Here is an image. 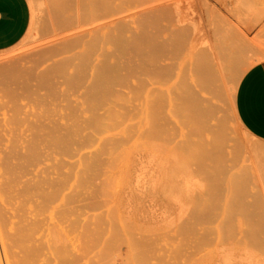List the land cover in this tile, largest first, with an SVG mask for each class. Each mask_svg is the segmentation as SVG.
Returning a JSON list of instances; mask_svg holds the SVG:
<instances>
[{
  "label": "rangeland",
  "instance_id": "rangeland-1",
  "mask_svg": "<svg viewBox=\"0 0 264 264\" xmlns=\"http://www.w3.org/2000/svg\"><path fill=\"white\" fill-rule=\"evenodd\" d=\"M84 1L28 0L27 34L0 51L1 264H264V149L254 155L264 141L234 108L242 76L264 61V0ZM200 56L213 69L211 95Z\"/></svg>",
  "mask_w": 264,
  "mask_h": 264
},
{
  "label": "crops",
  "instance_id": "crops-1",
  "mask_svg": "<svg viewBox=\"0 0 264 264\" xmlns=\"http://www.w3.org/2000/svg\"><path fill=\"white\" fill-rule=\"evenodd\" d=\"M30 23L28 0H0V51L17 45L27 34ZM234 108L241 125L264 141V61L251 66L242 76Z\"/></svg>",
  "mask_w": 264,
  "mask_h": 264
},
{
  "label": "bare ground",
  "instance_id": "bare-ground-1",
  "mask_svg": "<svg viewBox=\"0 0 264 264\" xmlns=\"http://www.w3.org/2000/svg\"><path fill=\"white\" fill-rule=\"evenodd\" d=\"M71 1L73 2L74 0H71ZM76 1L80 4V6H85V1H84V0H83V1H81V0H80V1H79V0H76ZM90 1H91V0H90ZM92 1L95 2L94 0H92ZM99 1H101V0H99ZM80 2H81V3H80ZM83 2H84V3H83ZM87 2H89V0H87L86 3H87ZM188 2H189V1H188ZM188 2H187V3H188ZM75 3H76V2H75ZM95 3H96V2H95ZM95 3H92V2H91V5H92V4L94 5ZM107 3H109V0H108V2H107V1L105 2V1H104V4H107ZM189 3L191 4V2H189ZM79 4H78V6H79ZM81 4H82V5H81ZM190 4H189V7H192ZM98 5H100V3H99ZM80 6H79V7H80ZM87 6H88V5H87ZM94 6H95V5H94ZM93 8H94V9L96 8L95 10H97V6H95V7H93ZM98 9H99V6H98ZM106 9H107V8H106ZM189 9H191V8H189ZM208 9H209V8H208ZM104 10H105V9H104ZM107 10H109V9H107ZM100 11H101V10H100ZM188 11H189V10H188ZM192 11H193V7H192ZM80 12H81V11H80ZM82 12H84L85 14L89 13L87 10L85 11L84 9H82ZM92 12H93V11H92ZM186 12H187V11H186ZM189 12H190V11H189ZM205 12H206V10H205ZM107 13H108V12H107ZM193 13H194L193 16H195V12H193ZM82 14H83V13H82ZM102 14H103V12H102ZM144 14H146V13H144ZM142 15H143V14H142ZM148 15H149V14H148ZM77 16H78V15H77ZM143 16H144V15H143ZM81 17H82V16H81ZM87 17L89 18V15H88ZM102 17H103V16H102ZM208 17H209V16H208ZM93 18H94V17H93ZM96 18H98V17H96ZM152 18H153V17H152ZM154 18H155V17H154ZM154 18H153V19H154ZM195 18H196V16H195ZM195 18L193 17V19H195ZM199 18H200V17H199ZM74 19H75V18H74ZM82 19L84 20V18H82ZM82 19H81V20H82ZM143 19H144V18H143ZM145 19H146V17H145ZM190 19H192V17H191ZM207 19L209 20V18H207ZM224 19H225V18H224ZM75 20H76V19H75ZM146 20H148V19H146ZM195 20H196V19H195ZM199 20H200V19H199ZM202 20H203V19H202ZM141 21H142V19H141ZM143 21H144V22H143ZM143 21H142V22L145 23V20H143ZM75 22H76V21H75ZM81 22H82V21H81ZM92 22H94V20H93ZM97 22H98V21H97ZM155 22H156V20H155ZM84 23H85V21H84ZM84 23H83V24H84ZM146 23H147V24L149 23V24L151 25L150 22H146ZM195 23H196V22H195ZM201 23H203V22H201ZM156 24H157V22H156ZM86 25H87V24H86ZM144 25H145V24H144ZM157 25H160V23H158ZM74 26H75V25H74ZM78 27L81 28V26H78ZM86 27H87V26H85V28L82 27L81 29H83V31L85 32V34H86V33H90V32H88V30H86ZM92 27H93V25H92ZM146 27H147V25H146ZM100 28H101V27H100ZM75 29H76V31H77V30H80V29H78L77 27H76ZM88 29H89V28H88ZM96 29H97V28H94V31H95ZM119 29H120V28H119ZM121 29H123V28H121ZM92 30H93V29H92ZM157 30H158V29H157ZM83 31H82V32H83ZM94 31H93V32H94ZM97 31H98V30H96L95 32H97ZM120 31H121V30H120ZM124 31H125V33H126V29H124ZM124 31H123V32H124ZM143 31H144V30H143ZM84 32H83V35H84ZM146 32H148V30L145 31V33H146ZM77 33H78V32H76V33L74 32L75 35H76ZM79 33H80L79 36H83V35L81 34V32H79ZM79 33H78V34H79ZM117 33H119V31H118ZM142 33H143V32H142ZM156 33H157V32H156ZM109 34H110V33H109ZM109 34L106 35V36H107V37H106V40H107V38L109 37ZM111 34H112V32H111ZM119 34H120V33H119ZM140 34H141V33H140ZM153 34H155V33H152V36H153ZM97 35H99V33H98ZM123 35H124V34H123ZM143 35H144V33H143ZM145 35H147V34H145ZM155 35H156V34H155ZM157 35L159 36V34H157ZM157 35H156V38H157ZM79 36H77L78 39H79ZM84 36H85V35H84ZM84 36H83V37H84ZM94 36H95V35H94ZM110 36H111V35H110ZM112 36H113V35H112ZM112 36H111V37H112ZM119 36H120V35H119ZM125 36H126V35H125ZM132 36H133V35H132ZM139 36H140V35H139ZM141 36H142V35H141ZM149 36H150V35H149ZM86 37H87V36H86ZM98 37L101 38L100 36H96V39H97ZM120 37H121V36H120ZM122 37H124V36H122ZM122 37H121V38H122ZM153 37H154V36H153ZM117 38H118V37H117ZM117 38H115V41H117V40H116ZM128 38H129V39H128ZM128 38L126 37L125 39H124V38H122V39H124V40L127 39V42H128V41L130 40V37H128ZM134 38H135V37H134ZM134 38H133V40H132V38H131V40H130V44L133 43L134 41H139L138 38H137L138 40H137L136 38H135L136 40H134ZM140 38H143V37H140ZM144 38H145V37H144ZM149 38H150V37H149ZM74 39H76V38H74ZM83 39H84V38H83ZM119 39H120V38H119ZM151 39H152V38H151ZM70 40H71V39H70ZM79 40H80V39H79ZM81 40H82V39H81ZM92 40H93V38L91 39V43H92ZM109 40H110V38H109ZM109 40H107V42H106L105 44H104V42H103L104 46L107 45V43H108ZM145 40H146V39H145ZM153 40H154V39H153ZM82 41H83V40H82ZM94 41H95V40H94ZM94 41H93V42H94ZM97 41H98V40H97ZM99 41L101 42V40H99ZM99 41H98V43H99ZM110 41H111V40H110ZM120 41H123V40H120ZM120 41H119V40L117 41L118 44H119ZM140 41H144V40H140ZM146 41H148V40H146ZM155 41H156V40H155ZM68 42H69V41H68ZM76 42H78V41H76ZM76 42H75V44H76ZM124 42H125V41H124ZM144 42H145V41H144ZM149 42H150L151 45H153V43H154L153 46L157 45L156 42H151V40H149L148 43H149ZM164 42H165V41H164ZM166 42H168L167 39H166ZM213 42H214V40H213ZM86 43H87V42H86ZM86 43H85V45H87ZM96 43H97V42H96ZM110 43H113V41H111ZM125 43H126V42H125ZM136 43H137V42H135V43H133V44H136ZM139 43H140V44H139ZM139 43H137V44H138V45H141V42H139ZM148 43H147V45H148ZM160 43H161V42H159V44H160ZM73 44H74V42H73ZM93 44L95 45V43H93ZM118 44H117V45H118ZM122 44H123V47H124V46H125L124 43H122ZM122 44H121V45H122ZM128 44H129V43H128ZM128 44L126 43V46H128ZM133 44H131V45H133ZM159 44L157 45L158 48H155V47H154V49H159V47L162 48V44H163V43H161L160 45H159ZM167 44H168V43H167ZM89 45H90V46H88V47H90V48L87 47V50H90V49L92 48V46H94V45H91V44H89ZM143 45H144V44H143ZM151 45H150V47H153V46H151ZM164 45H165V44H164ZM164 45H163V46H164ZM70 46H71V45H70ZM77 46H78V45H76V47H77ZM79 46H80V45H79ZM81 46H82V45H81ZM81 46H80V47H81ZM65 47H66V46H65ZM71 47H72V46H71ZM71 47H69V45H68V48H71ZM94 47L96 48V51L98 52L99 48L97 49L96 46H94ZM121 47H122V46H121ZM147 47H149V46H147ZM214 47H215V46H214ZM68 48L66 47V50H65V51H67ZM95 48H92V51H90V54H91V52H93V51L95 50ZM103 48H104V47H103ZM161 48H160V49H161ZM171 48H172V47H171ZM215 48H216V47H215ZM122 49H123V48H122ZM160 49H159V50H160ZM172 49H173V48H172ZM217 49H218V48H217ZM74 50H75V46H74ZM127 50H128V49H126V51H125V49H124V51H125L126 53H127ZM99 51H100V50H99ZM120 51H121V49H120ZM160 51H161V50H160ZM170 51H171V50H170ZM172 51H173V50H172ZM193 51H194V50H193ZM84 52H85V51H84ZM121 52H122V51H121ZM134 52H135V51H134ZM134 52L132 51V53H134ZM140 52H141V51H140ZM142 52H143V51H142ZM163 52H164V51L162 50L161 54H164ZM165 52H166V50H165ZM207 52H208V51H207ZM67 53H70V52H67ZM88 53H89V51L87 52V54H88ZM122 53H123V52H122ZM137 53H139V50L137 51ZM191 53H192V52H191ZM123 54H125V53H123ZM127 54H128V53H127ZM202 54H203V53H202ZM206 54H207V53H206ZM218 54H219V52H218ZM220 54H221V53H220ZM220 54H219V55H220ZM83 55H84V53H82V57H81L82 59H84V58H83ZM95 55H96V54H95ZM101 55H102V54H101ZM105 55H106V54H105ZM107 55H108V54H107ZM128 55H129V54H128ZM128 55H127V56H128ZM135 55H136V54H135ZM148 55H149V54H147V58H148V60H149L150 58H153L151 55H149L150 57H148ZM177 55H178V54H177ZM196 55H197V54H196ZM200 55H201V53H200ZM209 55L211 56L210 53H209ZM213 55H214V54H213ZM91 56H92V55H91ZM125 56H126V55H125ZM153 56H155V55H153ZM197 56H198V55H197ZM71 57H72V56L69 57L68 61H70V63H71V61H72L71 65H73V63H74V61H75L76 59H73L74 57H72V58H71ZM84 57H85V56H84ZM88 57H90V56L88 55ZM111 57H112V56L110 55V58H111ZM201 57H202V56H200V58H201ZM211 57H213V56H211ZM70 58H71V59H70ZM76 58H77V57H76ZM90 58H91V57H90ZM104 58H105V57H104ZM108 58H109V55H108ZM72 59H73L74 61H73ZM79 59H80V58L78 57L77 60H79ZM82 59H80V60H82ZM85 59H87V60L89 61L88 58H85ZM85 59H84V60H85ZM168 59H171V58H168ZM202 59H203V58H201V59H199V60H201V61H204V60H205V61L202 63L201 68L199 67V66H200L199 64H200L201 62H198L199 64H198V63H195V64L193 63V64H194L193 66H195V65L198 66V65H199L198 67L196 66L197 69H199V68L202 69V70H200V69H199V70H196L197 72L199 71L198 74H197V75H198V80H199V79H202L201 74H202V72H204V74H202V76L204 75L205 77L203 76V79H202V80L205 79V80H207V81L204 82V83L202 82V83H203V86L201 85V90H204V89H205L206 91H205V90H204V91H205V92H208L210 84L212 85V84H213V81H214V82H216V81L213 79L214 76H211V74L213 75V72H212L213 69H212V68H211V70L209 69V68H210L209 64H210L211 62L208 60L207 57H206L205 59H203V60H202ZM211 59H212V58H211ZM219 59H220V58H219ZM80 60H79V62H80ZM84 60H82V61H83V64H84V66H85V64H86L85 61H86V60H85V61H84ZM104 60H105V59H104ZM146 60H147V59H146ZM148 60H147L146 62H148ZM212 60H215V59H212ZM216 60H217V58H216ZM220 60H221V59H220ZM82 61H81L80 63H82ZM153 61H154V60H153ZM223 61H225V58H224ZM84 62H85V63H84ZM89 62H90V64H92L93 60H91V61H89ZM89 62H88V63H89ZM100 62H101V61H100ZM154 62H158V61H154ZM209 62H210V63H209ZM215 62L217 63V61H215ZM221 62H222V61H221ZM102 63H103V61H102ZM148 63H149V62H148ZM150 63H152L151 60H150ZM188 63H189V62H188ZM188 63H187V65H186L187 67H189ZM225 63H226V62H225ZM59 64H60V63H59ZM90 64H89V65H90ZM114 64H115V63H114ZM156 64H157V63H156ZM212 64H213V63H212ZM220 64H221V63H220ZM223 64H224V63H223ZM68 65H70V64H68ZM79 65H80V66H79ZM152 65H153V64H152ZM213 65H215V64H213ZM221 65H222V64H221ZM59 66H61V64H60ZM81 66H83V65H81V64H77V65H76V64H75V67H76L75 69H77V67H80V69H81V68H82ZM86 66H87V65H86ZM86 66H85V67H86ZM101 66H105V65H101ZM112 66H113V65L111 64L110 67H112ZM153 66H155V64H154ZM161 66H162V65H161ZM168 66H169V65H168ZM172 66H173V65H171V67H172ZM217 66H218V65H217ZM224 66H225V67H224V68L222 67V68L227 70V68H226L227 66H226V65H224ZM70 67H71V66H70ZM97 67H98V66H97ZM97 67H96V68H97ZM162 67L164 68V66H162ZM165 67L168 68L167 66H165ZM169 67H170V66H169ZM187 67H186V68H187ZM196 67H195V68H196ZM213 67H214V66H213ZM102 68H105V69H106L107 67H102ZM102 68H98V69H102ZM174 68H175V67H174ZM54 69H55V68H54ZM86 69H87V68H86ZM89 69H91V68H89ZM105 69H104V72H105ZM169 69H170V68H169ZM171 69H173V67H172ZM102 70H103V69H102ZM106 70H107V69H106ZM161 70H162V68H161ZM192 70H193V68H192ZM194 70H195V69H194ZM215 70H216V68H215ZM217 70H218V69H217ZM77 71H80V70H77ZM83 71H84V70H82V72H83ZM96 71H97V70L95 69V72H96ZM98 71H99V70H98ZM183 71H185V73H186L187 69L185 70V68H184ZM200 71H202V72L200 73ZM210 71H211V73H210ZM221 71H222V69H221ZM228 71H229V70H227V73H228ZM95 72H94V73H95ZM107 72H108V70H107ZM109 72H111V71H109ZM197 72H196V73H197ZM218 72H219V71H218ZM83 73H84V72H83ZM101 73H102V72H101ZM105 73H106V72H105ZM167 73H168V72H167ZM180 73H181V71H180ZM185 73H182V74H181L183 79H186V78L183 77V75H184ZM50 74H51V73H50ZM98 74H99V73H98ZM95 75H96V74H95ZM28 76H29V75H28ZM184 76H186V75H184ZM209 76H210V77H209ZM41 77H42V76H41ZM43 77H44V76H43ZM45 77H46V76H45ZM107 77H108V76H107ZM200 77H201V78H200ZM212 77H213V78H212ZM219 77H220V75H219ZM48 78H49V77H48ZM182 78L180 77L179 80H181ZM209 78H211V79H209ZM42 80H43V79H42ZM42 80H41V82H42ZM48 80H49V79H48ZM48 80H47V81H48ZM205 80H204V81H205ZM208 80H210V81H209V82H210L209 85L206 84V83H208ZM38 81H39V80H38ZM182 81H183V80H182ZM211 81H212V82H211ZM107 82H108V81H107ZM185 82H186V81H185ZM218 82H219V81H218ZM237 82H238V81H237ZM26 83H27V82H26ZM39 83H40V81H39ZM97 83H98V82H97ZM202 83H201V84H202ZM108 84H109V82H108ZM111 84H112V83H111ZM111 84H110V85H111ZM184 84H185V83H184ZM184 84H183V85H184ZM21 85H22V84H21ZM24 85H25V84H24ZM39 85H41V84H39ZM97 85H98V84H97ZM204 85H206L208 88L205 87ZM103 86H104V85H103ZM103 86H101V87H103ZM186 86H187V85H186ZM215 86H216V84H215ZM19 87H20V86H19ZM30 87H31V86H30ZM30 87H29V91L31 92ZM183 87H184V86H183ZM203 87H204V88H203ZM210 87H211V86H210ZM213 87H214V86H213ZM22 88H23V87H22ZM105 88H106V87H105ZM109 88H110V87H109ZM181 88H182V85H181ZM206 88H207L208 90H207ZM16 89H17V88H16ZM23 89H25V88H23ZM100 89H101V88H100ZM106 89H107V88H106ZM97 90H98V89H97ZM186 90H187V89H186ZM211 90H212V92H213L212 97H213V96L216 97L217 94L215 93V89L211 88ZM211 90H210V91H211ZM14 91H15V89H14ZM24 91H25V90H24ZM29 91H28V92H29ZM112 91H114V90H112ZM30 92H29V94H30ZM11 93H13V92H10V95H11ZM17 93H18V89H17ZM26 93H27V92H26ZM32 93H33V92H32ZM96 93H97V92H96ZM186 93H187V92H186ZM208 93H210V92H208ZM19 94H20V93H19ZM98 94H100V93H98ZM98 94H97V95H98ZM112 94H113V93H112ZM182 94H183V91H182ZM20 95H21V94H20ZM27 95H28V93H27ZM30 95H32V94H30ZM176 95H177V93H176ZM210 95H211V93H210ZM11 96H12V95H11ZM14 96H15V95H14ZM16 96L18 97V95H16ZM99 96H100V95H99ZM105 96H106V95H105ZM110 96H111V95H110ZM180 96H181V95H179V97H180ZM184 96L186 97V95H184ZM184 96H183V97H184ZM101 97H102V95H101ZM13 99H15V98L13 97ZM180 99H181V98H180ZM184 99H185V98H184ZM209 99H210V98H208V100H209ZM99 100H101V99H99ZM205 100L207 101V98H205ZM16 101H17V100H16ZM16 101H15V102H16ZM185 101H186V100H185ZM209 101H210V100H209ZM209 101H207L208 104L211 102V101H210V102H209ZM13 102H14V101H13ZM183 102H184V101H183ZM176 103H177V102H176ZM176 103H175V104H176ZM181 103H182V102H181ZM185 103L187 104V102H185ZM186 104H185V105H186ZM177 105H180V104H177ZM206 105H207V104H206ZM210 105H211V107H210L209 109L212 108V103H210ZM210 105H209V106H210ZM186 108H187V106H186ZM182 109H183V108H182ZM182 109H181V111H182ZM183 110H184V109H183ZM212 110H213V109H212ZM181 111H179V112L181 113ZM186 111H187V110H186ZM183 113H184V112H182L181 114L183 115ZM186 113H188V111H187ZM184 116H185V115H184ZM187 117H188V116H186V118H187ZM236 117H237V116H236ZM184 118H185V117H184ZM237 120H238V119H237ZM94 123H95V122H94ZM45 130H46V129H45ZM219 130H220V129H219ZM244 130H245V129H244ZM40 131H41V130H40ZM221 131H222V129H221ZM221 131H220L218 134H220ZM245 131H246V130H245ZM49 132H50V131H49ZM223 132H224V131H223ZM46 133H47V132H46ZM59 134H60V133H59ZM59 134H58V136H59ZM43 135H44V133H43ZM47 135H49L48 137H50V134L47 133ZM60 135H61V134H60ZM63 135L66 136V134H63ZM222 135H223V134H222ZM222 135H221V136H222ZM45 136H46V134H45ZM51 136H52V135H51ZM65 136H63V137L65 138ZM223 136H225V135H223ZM226 136H227V135H226ZM59 137H60V136H59ZM41 138H42V137H41ZM46 138H47V137H46ZM55 138H56V137H55ZM55 138L53 137V139H55ZM61 138H62V137H61ZM61 138H60L61 143H63V142H62V139H63V138H62V139H61ZM222 138H223V137H222ZM53 139H51V140L53 141ZM65 139H66V138H65ZM1 140H2V139H1ZM12 140H14V139H12ZM33 140H36V137H35V139L33 138L32 141H33ZM55 140H56V139H55ZM55 140H54V142H55ZM16 141H17V140H16ZM56 141H57V142H55V143L58 144V141H59V140H56ZM63 141L65 142L66 140L63 139ZM0 142H2V141H0ZM13 142H14V144L16 143L15 141H13ZM66 142H67V141H66ZM11 143H12V142H11ZM31 143H32V142H31ZM31 143L29 142V144H31ZM0 144H2V143H0ZM2 145H3V144H2ZM15 145H16V144H15ZM27 145H28V144H27ZM34 145H35V144H34ZM59 145H61V144H60V141H59ZM62 145H63V144H62ZM12 146H13V145H12ZM16 146L18 147V144H17ZM16 146H14V147H16ZM35 146H37V145H35ZM35 146H34V147H35ZM32 147H33V145H32ZM32 147H30V148H32ZM9 148H11V147H9ZM258 148H259V147H258ZM2 149H3V148H2ZM33 149H34V148H33ZM37 149H38V148H37ZM37 149L35 148V150H33V151H35V155H36V153H37V152H36ZM261 149L263 150L264 147L260 148L259 150H256V153H255L254 155H255V156L258 155L259 153L257 154V151H260V152H261ZM11 150H12V151H10V149H9V151H10L11 153H10V152H8V153L6 152L7 154L10 153L9 156H7V161L4 162L3 160H6V159H4V158H3V160H2V161H3V166H4V163H5V166H6V167H4L3 169H5V172L8 170L7 174H8V173H9V175L11 174V175L9 176V178L7 177L8 180H9V179H12V180H9V184H8V186H7V187H9V188H11V187H10V186H11L10 183H12V182L14 183V182H15V181H14V178L12 177V175H13L12 173H14V169L16 168V166H15V167H12V166H11L10 163H12V161H10V163H8V162H9L8 159H11V160H12V157L10 158V155L13 153V151H14L15 149H11ZM21 150H22V148L20 149V147H19V151H20V152H22ZM27 150H28V152L30 151V149L26 148V151H27ZM254 150H255V149H253V151H254ZM31 151H32V150H31ZM263 151H264V150H263ZM4 152H5V151H4ZM17 152H18V151H17ZM28 152H26V153H28ZM22 153H23V152H22ZM22 153H21V154H22ZM212 153H213V152H212ZM15 154H16V153H15ZM15 154H14V155H15ZM21 154L18 152V153H17V156L19 155L18 157H20ZM24 154H25V153H23V155H24ZM32 154H33V153H32ZM214 154H216V153L214 152V153L212 154L213 156H211V157H213V159H212L213 161L216 160V159L218 158V157H214ZM23 155H21V158H20L19 160H18L17 157L15 158V156H14L13 158H15V160H18V162H19L20 160H22V156H23ZM25 155H26V154H25ZM25 155L23 156V158H28V157H29V158H32V156H31L30 153L27 154L28 157H26ZM35 155L33 154V156H35ZM4 156H5V155H4ZM260 156H263V155L260 153V154L258 155V157H260ZM8 157H9V158H8ZM263 157H264V156H263ZM5 158H6V157H5ZM215 158H216V159H215ZM33 159H35V157H34ZM218 159L221 160V158H218ZM30 160L33 162L32 159H30ZM30 160H27V162H29ZM220 160H219V161H220ZM31 161H30L29 163L32 164ZM216 161H217V163L219 162L218 160H216ZM216 161H214V162L216 163ZM18 162L15 163V164H16L17 166H19V168H20L21 165H20V163L18 164ZM25 162H26V161H25ZM29 163L27 164L28 167H29V165H31V164H29ZM217 163H216V164H217ZM12 165H13V163H12ZM22 165L24 166L25 164L23 163ZM263 165H264V164H263ZM1 166H2V165H1ZM25 166H26V165H25ZM17 168H18V167H17ZM17 168H16V169H17ZM22 168H23V167L21 166L20 171L22 170ZM6 169H7V170H6ZM24 169H26V167H25ZM17 170H18V169H17ZM17 170H15V172H17ZM27 170H28V168H27ZM3 172H4V171H3ZM23 172H24V171H23ZM23 172L21 173L22 178L25 177V175H26V174H24ZM27 172H28V171H27ZM18 173H19V172H18ZM25 173H26V170H25ZM4 174H5V173H2V176H1V177H3ZM23 174H24V176H23ZM219 174H220V173H219ZM221 174H222V173H221ZM243 174H244V173H243ZM246 174L248 175V173H246ZM14 175H16V177L14 176L15 178L20 177V176H17L16 173H15ZM223 175H225V174H223ZM239 175H240V174H239ZM245 176H246V175H245ZM214 177H215V176H214ZM235 177H236V176H235ZM241 177H243V178H241V179H243V180L246 179V180H247V178H244V175H242ZM4 178L7 179L6 177H4ZM22 178H19V180L21 181ZM218 178H219V177H218V175H217V179H218ZM186 179H187V178H186ZM217 179H214V180H217ZM220 179H222V178H219V180H220ZM243 180H242V181H243ZM20 181L17 180V184H18ZM223 182H224V181H223ZM223 182H222V183H223ZM233 182H234V183H233ZM235 182H238V180L232 181V184H235ZM239 182H240V181H239ZM239 182H238V183H239ZM4 183L7 185V182H6V181H5V182L2 181V184H3V187H4V188L2 187V185H1L0 187L3 188L2 190L5 189V191H6V188H5L6 186H5ZM20 183H22V182H20ZM222 183H221V184H222ZM224 183H225V182H224ZM238 183L235 185L237 188L240 187V186H237ZM25 184H26V183L24 182V185H25ZM185 184H186V183H185ZM218 184H220V183L218 182ZM218 184H217V185H218ZM221 184H220V185H221ZM24 185H22L23 188L25 187ZM214 185H216V184L214 183ZM217 185H216V187L218 188ZM240 185H241V184H240ZM14 186H15V185H14ZM18 186H19V185H18ZM241 186H244V185H241ZM12 187H13V186H12ZM28 187L30 188V186H28ZM222 187H223V186H222ZM1 188H0V189H1ZM23 188L21 189V188L19 187L20 190H23ZM29 188H26V189H29ZM223 188H224V187H223ZM244 188H245V187H244ZM14 189H15V188H14ZM12 190H13V189H12ZM16 190H18V189H16ZM24 190H25V188H24ZM223 190H224V189H223ZM233 190H235V189H233ZM239 190H240V188H239ZM5 191H4V193H5ZM14 191H15V190H13V192H14ZM30 191H31V190H30ZM240 191H241V190H240ZM243 191H244V190H243ZM7 192H8V191H7ZM23 192H24V191H23ZM235 192H236V194H237V190H236ZM238 192H239V191H238ZM2 193H3V192H2ZM8 193H9V192H8ZM8 193H7V194H8ZM19 193H20V192H19ZM24 193H25V192H24ZM5 194H6V193H5ZM239 194H240V192H239L237 195H239ZM10 195H13V193L10 194ZM24 195H26V194H24ZM27 195H28V194H27ZM6 196H7V195H6ZM14 196H15V195H14ZM233 196H234V194H233ZM10 198H11V197H10ZM13 198H14V197H13ZM230 198H231V197H230ZM234 198H235V197H234ZM11 199H12V198H11ZM16 199H17V198H16ZM25 199H26V198H25ZM6 200H7V199H6ZM231 200H232V199H231ZM7 201L9 202V200H7ZM232 201H233V200H232ZM232 201H229L228 204L230 205V202L232 203ZM0 202H1V201H0ZM9 203H10V202H9ZM232 204H233V203H232ZM12 205H14V204H13V201L11 202V206H12ZM237 205H240L239 202L237 203ZM1 206H2V205H1ZM3 206H4V205H3ZM3 206H2V207H3ZM230 207H231V206H230ZM232 207H233V206H232ZM232 207H231V208H232ZM3 208H5V206H4ZM9 208H10V207H9ZM17 208H18V206H17ZM17 208H16V209H17ZM16 209H15V210H16ZM20 209H21V208H19V210H20ZM3 210H4V209H3ZM5 210H6V209H5ZM244 210H245V209H244ZM1 211H2V210H1ZM1 211H0V214H1V215H0V216H1V217H0V220L3 221V222L1 221V224L3 223V224H2V228H6V226L8 225V223H6V222L8 221V218H7V221H6V217H5L6 215L4 216V217H5V218H4L5 220H4V219H1V218H2V214H3V213L6 214L7 212L5 213V211H4L3 213H1ZM6 211H7V210H6ZM16 212H17V211H16ZM9 214H10V213H9ZM16 215H17V214H16ZM10 217H11V216H10ZM5 221H6V222H5ZM10 221H11V220H10ZM17 221H18V220H17ZM15 222H16V221H15ZM18 222H21V220L18 221ZM5 223H6L7 225H6ZM16 223H17V222H16ZM3 225H4V226H3ZM15 225H16V224H15ZM7 227H8V226H7ZM15 228H16V227H15ZM2 230H3V229H2ZM4 230H5L6 233H5V232H3V233H5L6 236H7V234H8V235H11V234H12V236H14V238H15V236L18 234L17 232H16V234L14 233L15 235H14L12 232H11V234H9V230H8V229H4ZM4 230H3V231H4ZM6 230H7V231H6ZM17 230H18V229H17ZM17 230L15 229V231H17ZM7 232H8V233H7ZM21 233H22V231L19 230V235L16 236V237H17V238H16L17 240L15 239L16 241H18V236L20 237V236H21V235H20ZM23 234H24V235H23ZM2 236H3V235H2ZM22 236H25V233H22ZM22 236H21V237H22ZM3 237H4V236H3ZM7 237H8V236H7ZM0 238H1V237H0ZM11 238H13V237H11ZM14 238H13V240H14ZM8 239H10V237H9ZM10 240H11V239H10ZM1 241H2V240H1ZM9 242H10V241H9ZM6 243H7V241H6ZM17 243H18V242H17ZM17 243H16V244H17ZM13 244H14V242H13ZM16 244H15V245H16ZM0 245H1V243H0ZM9 245H11V244H9ZM15 245H14V246H15ZM9 247H10V246H9ZM11 247H12V246H11ZM0 248H2V247H0ZM1 250H2V249H1ZM8 250H9V249H8ZM8 250H7V251H8ZM10 250H11V249H10ZM10 250H9V251H10ZM14 250H15V249H14ZM16 250H17V248H16ZM16 250H15V252L12 251V250H11V251H12V253L14 252L13 254H17L16 256H18V251L16 252ZM9 251H8V253H10ZM1 253H2V252H1ZM1 253H0V255H1ZM4 253H5V252H4ZM12 253H11V254H12ZM8 255H9V254H8ZM8 255H7V256H8ZM9 256H10V255H9ZM16 256H15L14 259H16ZM2 257H5V255H4V256L1 255L0 264H1V262L3 261V260H2ZM10 257H11V256H10ZM6 258H7V257H6ZM6 258H3V259H6ZM7 259H8V258H7ZM12 259H13V255H12ZM14 259H13V260H14ZM18 259H19V256H18ZM9 261H10V260H9ZM6 262H7V261H6ZM10 262H11V261H10ZM7 263H8V262H7ZM7 263H6V264H7Z\"/></svg>",
  "mask_w": 264,
  "mask_h": 264
}]
</instances>
